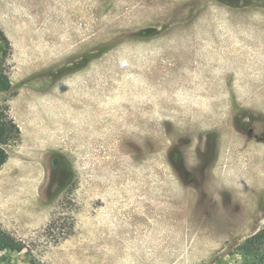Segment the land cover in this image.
Masks as SVG:
<instances>
[{"label": "rangeland", "instance_id": "1", "mask_svg": "<svg viewBox=\"0 0 264 264\" xmlns=\"http://www.w3.org/2000/svg\"><path fill=\"white\" fill-rule=\"evenodd\" d=\"M0 73V264H247L264 0H0Z\"/></svg>", "mask_w": 264, "mask_h": 264}, {"label": "trees", "instance_id": "2", "mask_svg": "<svg viewBox=\"0 0 264 264\" xmlns=\"http://www.w3.org/2000/svg\"><path fill=\"white\" fill-rule=\"evenodd\" d=\"M11 86L7 76L0 73V93ZM21 138V130L15 121L0 110V168L7 162V147ZM237 254L247 264H264V227L238 246Z\"/></svg>", "mask_w": 264, "mask_h": 264}]
</instances>
